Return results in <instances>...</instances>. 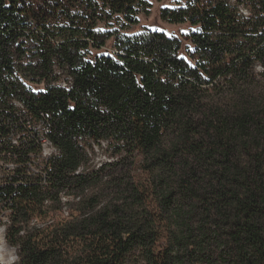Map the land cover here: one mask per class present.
Returning a JSON list of instances; mask_svg holds the SVG:
<instances>
[{
    "label": "trees",
    "instance_id": "1",
    "mask_svg": "<svg viewBox=\"0 0 264 264\" xmlns=\"http://www.w3.org/2000/svg\"><path fill=\"white\" fill-rule=\"evenodd\" d=\"M173 1L177 32L129 34L147 0H0L16 264H264V0ZM28 121L59 150L45 190L36 139L7 141ZM90 142L112 163L88 171Z\"/></svg>",
    "mask_w": 264,
    "mask_h": 264
},
{
    "label": "built area",
    "instance_id": "2",
    "mask_svg": "<svg viewBox=\"0 0 264 264\" xmlns=\"http://www.w3.org/2000/svg\"><path fill=\"white\" fill-rule=\"evenodd\" d=\"M57 85L63 88H67L69 83L68 81L60 80L57 82ZM14 106L18 111H20V114H22V112L26 114L23 106L20 103L14 102ZM30 118L31 117H28V120ZM27 124L30 126V132H23L20 134L13 132L10 134L9 138H7V141L13 146H19L21 143L26 142L27 140H31V138L36 139L40 150L38 154L29 155V162H27L26 164L25 173L30 177H39V186L45 190L48 186L46 174L47 172H49L50 162L53 158L59 155V150L47 138V130L43 126L42 122L36 121L30 123L28 121ZM90 143L91 147H84L90 160V169L88 171H94L101 167L103 164L110 163L111 161H113L111 158H107L106 156H104L100 162H98L97 159L94 160L95 152L99 149V146H97L93 142ZM100 146H102V148H106V142L101 143ZM17 168L18 164L14 161V159L11 158L10 154L4 153V151L0 147V192L2 191V188L5 187L11 181V177L16 173ZM82 171V167H78L74 173L78 175L82 173ZM60 200L62 201V203L65 204L67 201L70 200V197L67 196L65 193H61ZM11 204V198L0 197V234H3L5 236L8 227L11 225V218L15 212L14 207H12ZM45 205H49V202L46 201ZM65 210L66 209L64 207V211ZM64 215H66V213H64ZM40 223L41 222L38 218H33L30 221L29 225H40ZM17 262L18 258L17 261H12L11 264H16Z\"/></svg>",
    "mask_w": 264,
    "mask_h": 264
},
{
    "label": "rangeland",
    "instance_id": "3",
    "mask_svg": "<svg viewBox=\"0 0 264 264\" xmlns=\"http://www.w3.org/2000/svg\"><path fill=\"white\" fill-rule=\"evenodd\" d=\"M147 1L151 5V8L149 10V15L145 16L143 14H139L138 16L139 24L127 30V33L129 34L137 33L141 31H145L146 29L163 30L168 34H173L177 32V28L170 26L160 20V11L163 8L174 7V1L173 0H147ZM106 149L107 148H102V146H99V149L95 152L94 160L97 159L98 162H100L104 156H106L107 158H111L109 152ZM101 172L104 174V176H110L112 173V168L106 167ZM55 217L62 218L60 217L59 214L53 213V220L54 219L57 220ZM12 261H16L14 252L10 248H8L5 244L0 243V262L2 264H8V263L11 264Z\"/></svg>",
    "mask_w": 264,
    "mask_h": 264
},
{
    "label": "bare ground",
    "instance_id": "4",
    "mask_svg": "<svg viewBox=\"0 0 264 264\" xmlns=\"http://www.w3.org/2000/svg\"><path fill=\"white\" fill-rule=\"evenodd\" d=\"M0 243H2V244H5L6 246H7V244H6V239H5V235H3V234H0ZM8 247V246H7ZM8 248H10L13 252H14V256H15V258H16V261H17V257H16V254H15V250H14V248H11V247H8ZM3 253V252H2ZM4 263V262H3ZM2 264V263H1ZM9 264V263H8Z\"/></svg>",
    "mask_w": 264,
    "mask_h": 264
}]
</instances>
